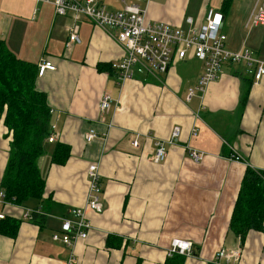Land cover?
I'll list each match as a JSON object with an SVG mask.
<instances>
[{"label": "crops", "instance_id": "obj_1", "mask_svg": "<svg viewBox=\"0 0 264 264\" xmlns=\"http://www.w3.org/2000/svg\"><path fill=\"white\" fill-rule=\"evenodd\" d=\"M97 1L112 11L125 2L145 6L143 0ZM256 3L264 6V0H231L224 12L222 0H149L146 18L187 29L190 17L198 28L212 8L224 16L227 46L248 47L264 60V25L245 26ZM73 24L80 41L66 47ZM0 44L38 68L45 61L55 66L38 73L35 82L46 94L55 134L38 159L44 193L41 200L0 204L4 216L21 219L15 237L0 234V264H69L71 255L72 264H163L176 238L194 245L183 264L217 262L222 249L238 250L239 256L221 258L220 264H264V226L244 240L229 230L246 167L264 170V76L255 82L244 64L224 63L205 90L187 100L204 67L186 57L173 59L159 80L138 75L119 81L111 62L123 51L114 38L86 17L56 15L52 3L40 0H0ZM100 64L111 69L99 70ZM104 93L111 103L101 111ZM174 127L178 135L169 142ZM90 129L97 137L87 142ZM10 140L0 114V181ZM157 141L167 151L161 162L151 159ZM57 142L70 149L63 164L50 162ZM191 149L203 152L199 162ZM92 162L98 163L103 211L88 210L87 238L65 246L52 235L70 208L85 203ZM45 201L50 204L43 210ZM26 209H40L43 223L26 218Z\"/></svg>", "mask_w": 264, "mask_h": 264}, {"label": "built area", "instance_id": "obj_2", "mask_svg": "<svg viewBox=\"0 0 264 264\" xmlns=\"http://www.w3.org/2000/svg\"><path fill=\"white\" fill-rule=\"evenodd\" d=\"M50 2L54 6L55 14L66 15L72 13L73 17L84 16L94 24L107 31L117 45L122 49L123 55L119 60L111 62V67L116 71L119 81L134 79L135 76H150L158 79L165 73L173 59L183 60L192 57L203 63V73L198 84L189 88L187 100L197 92H203L206 86L219 74L224 63H242L246 71L251 73L254 81H260L264 76V60L259 58L248 47L231 49L227 46V35L222 31L224 16L212 8L206 10L204 23L198 28H192V20L187 17V29L172 26L164 21H149L146 18V5L149 0H143L145 6L137 3L125 2L121 10L112 11L97 0H40ZM264 25V6L256 3L252 8L245 26L257 27ZM79 26L73 24L69 27L66 47L79 42ZM50 61H45L39 66L38 73L45 69H54ZM159 80V79H158ZM111 103V97L104 93L99 99V108L106 111ZM179 128L174 127L169 142L176 139ZM195 134V132L193 133ZM97 137L94 129L84 134L85 141L89 142ZM55 134L51 133L47 140L53 141ZM137 146V141H132ZM189 155L194 161H199L203 153L189 150ZM166 149L163 141L155 142L154 161L163 160ZM238 157H236L237 159ZM101 177L98 163L92 162L87 168V191L85 203L81 207L68 210L65 217L61 218V232L54 233L53 239L61 240L70 245L78 238H86L90 222L86 217L88 210L100 212L103 207L101 198ZM3 192L0 190V204L3 203ZM27 216L29 211L25 213ZM3 215L0 213V217ZM171 252L190 253L191 243L174 239ZM219 258H235L237 251L218 252ZM73 259L70 258L69 263Z\"/></svg>", "mask_w": 264, "mask_h": 264}, {"label": "trees", "instance_id": "obj_3", "mask_svg": "<svg viewBox=\"0 0 264 264\" xmlns=\"http://www.w3.org/2000/svg\"><path fill=\"white\" fill-rule=\"evenodd\" d=\"M231 0H222L225 12ZM73 16L72 13H67ZM57 15V14H56ZM64 16V15H59ZM84 17V16H83ZM99 70L111 69L98 65ZM39 68L35 63L18 59L0 44V114L3 124L11 132L9 155L0 188L5 200L24 204L30 199L41 200L45 176L39 169L38 159L46 152L47 137L51 132V113L46 94L36 88ZM69 146L57 142L52 149L50 162L63 164L69 157ZM50 203L45 201V207ZM45 215L31 213V221L42 224ZM21 219L5 215L0 218V234L15 237ZM264 226V170L246 167L234 201L229 220V230L244 240L250 230ZM184 256L173 254L163 264H183ZM207 264H220L208 262Z\"/></svg>", "mask_w": 264, "mask_h": 264}, {"label": "bare ground", "instance_id": "obj_4", "mask_svg": "<svg viewBox=\"0 0 264 264\" xmlns=\"http://www.w3.org/2000/svg\"><path fill=\"white\" fill-rule=\"evenodd\" d=\"M192 150V149H191ZM194 150H196V149H194ZM197 151H199V150H197ZM202 152V151H201ZM154 153H155V149H154ZM154 153H153V155H154ZM203 153V152H202ZM153 155H152V157H153ZM166 155H167V151H166ZM152 157H151V159H152ZM166 157V156H165ZM203 157V156H202ZM231 157L234 159V160H236V161H240L241 160V157H240V155H238V154H235V153H233V154H231ZM236 157H238L237 159H236ZM192 158V157H191ZM165 159V158H164ZM163 159V160H164ZM193 159V158H192ZM202 159V158H201ZM200 159V160H201ZM163 160H160V161H157V162H161V161H163ZM199 160V161H200ZM152 161H154L153 159H152ZM194 161V160H193ZM199 161H194V162H199ZM154 162H156V161H154ZM2 190V189H1ZM2 192H3V195H4V197H3V203H1V204H5V203H9L10 201H6L5 200V193H4V191L2 190ZM29 211V214H28V216L27 215H25V217L26 218H31V213L33 212V211H38L39 213H41V211H40V209H26V211ZM101 211H103V207H102V210ZM100 211V212H101ZM1 213V212H0ZM3 216L2 217H0V218H3L4 217V214L3 213H1ZM87 215V214H86ZM87 217V216H86ZM88 219V218H87ZM90 228H91V224H90ZM90 228L88 229V231H87V236H88V234H89V230H90ZM61 232V229L59 230V231H55L54 233H60ZM53 233V234H54ZM52 238H53V235H52ZM87 238V237H86ZM78 239H82V238H78ZM78 239H76V240H78ZM83 239H85V238H83ZM177 239V238H176ZM53 240H55V241H59V242H61V243H63L61 240H58V239H53ZM76 240H74L70 245H67V244H65V243H63L65 246H71L74 242H76ZM174 240V239H173ZM172 240V241H173ZM179 240H182V241H188V242H190L191 243V251H190V253H186V252H184V253H180V252H177V251H175V252H171L170 250H171V246H172V241H171V245H170V247L168 248V250H167V254L169 255V256H171V255H173V254H180V255H183V256H191V255H193L194 254V245H193V243H192V241H189V240H183V239H179ZM225 251V250H224ZM236 251V250H235ZM225 252H227V251H225ZM218 254V253H217ZM237 256H239V251L237 250ZM236 256V257H237ZM70 258H72V259H74V256L73 255H71L70 256ZM70 258H69V260H70ZM222 258H224V257H222ZM219 259H221V258H219L218 257V255H216V257H215V260L217 261V262H219ZM226 259V258H225ZM230 259H232V258H230ZM230 259H228V260H230ZM227 260V259H226ZM227 260V261H228ZM220 263V262H219ZM69 264H72V263H69Z\"/></svg>", "mask_w": 264, "mask_h": 264}]
</instances>
